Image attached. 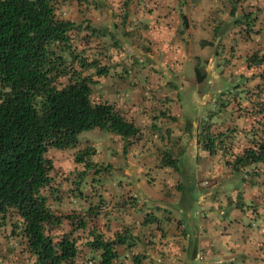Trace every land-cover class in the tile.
<instances>
[{"label": "trees", "instance_id": "1", "mask_svg": "<svg viewBox=\"0 0 264 264\" xmlns=\"http://www.w3.org/2000/svg\"><path fill=\"white\" fill-rule=\"evenodd\" d=\"M66 1L0 0V237L20 241V255L26 264H78L80 261V264H115L119 258L117 248L123 243L121 235L110 239L97 229L89 231L87 236L74 235L73 230L87 227L86 221L73 215H56L50 210L52 150L76 149L80 143L78 136L93 129L106 130L124 140V153L140 142L145 146L150 143L142 127L127 120L114 105L97 100L93 87L103 84L102 79L116 68L113 62L101 65L98 57L85 55L88 48L81 25L59 17ZM70 1L78 7L97 6L95 0ZM240 3L241 0L230 1L231 17ZM181 18L186 27V19L183 15ZM221 23L218 20L213 29L215 34L219 33ZM234 23L251 36L259 19L256 13L247 10ZM107 36L111 38L112 48L119 47L117 37L110 32ZM82 40L84 47L78 53ZM211 45L209 41L200 42L202 47ZM244 65L241 83L232 87V93L228 92L234 102L239 99L235 106L241 128L217 131L216 124L211 123L214 112H210L195 135L200 151L197 164L218 155L228 173L224 184L241 182L234 187L238 190L236 198L228 190L224 199L238 210L246 207L244 200L251 194L250 190L254 192L258 188L264 193V53H252ZM199 71L196 67L195 72ZM203 80L201 76L199 82ZM242 101L247 102L245 107ZM219 105L225 110L228 103ZM220 111L219 108L217 112ZM175 120L167 113H158L151 119V132L163 141V128H167L164 130L168 138L171 133L168 126ZM238 133L247 139L243 149L236 145ZM90 154H95L93 149L81 151L78 161ZM155 154L158 161L152 169L162 174L178 170V159L168 151L156 149ZM84 158L79 162H84ZM167 178L162 181L170 180ZM192 183L184 179L179 190L189 189ZM78 196L82 197L80 192ZM224 200H211L218 212ZM136 201V197L127 196L122 206ZM249 209L255 217L259 216L253 206ZM143 213V226L160 221L149 210ZM63 220L71 225L70 231H63ZM106 226H110L109 222ZM141 257L137 255L134 260L137 262Z\"/></svg>", "mask_w": 264, "mask_h": 264}, {"label": "rangeland", "instance_id": "2", "mask_svg": "<svg viewBox=\"0 0 264 264\" xmlns=\"http://www.w3.org/2000/svg\"><path fill=\"white\" fill-rule=\"evenodd\" d=\"M99 1L102 0H95V4L97 6L92 5V7L86 8L83 6L78 7L75 2L67 0L59 17L69 19L70 21L81 25L82 37L87 43L85 47L88 48L85 55L98 57L101 65H104V63L112 64L113 62L112 66L114 65L116 70L110 72V76L107 78L102 79V81L105 80L104 90L106 91L109 88H121L126 89L127 92L131 89H137V92L133 97L136 99H140V97L145 93H151L152 91L156 92V90L162 92L163 95L167 94V96L172 97V94H168L172 92L171 87L160 86L159 89L150 90L152 85L156 84V81L150 79V77H152L151 74H163V72L169 73L171 68L168 69L166 66L167 70H154L153 68L144 70L139 68L140 63L137 66H133L130 63H132L134 56L139 58V62H141V58H143L144 63L141 62V64H145L146 66L148 64L154 65V63L164 64L170 61V55H175L177 53L176 45L178 41H175V39H178L179 35L177 32H174L176 25L175 22L178 19L179 21H182V15H185V17L189 19L202 16L203 20L206 19V23H203L207 27L205 30L208 34V28H211V25H209L208 22L212 21V25H214L218 19L222 22L220 24V31L221 34L224 35L226 31L234 29L233 26L236 25L234 23V19L237 15L239 17L242 15V7L245 6L247 8L246 10H251L256 14L260 11V9L261 12L264 11L262 8L259 9L260 2L258 3L256 1L258 3L256 4L253 1L249 2V0H241L240 8L236 10V13L238 12L239 14H235V17H231L228 13V9L231 6L230 0H195L193 2H190L189 0H180L179 3L181 4L180 6L182 7V10L179 11L180 7H178V13H175V15H171L170 12L165 10L164 13L166 18L168 19L169 17V20L167 22H159L158 24H165L169 31H166L168 35L167 43L165 45H161L156 40H153L150 37L148 38L147 30L142 29L139 22L135 21L134 23H131V25L129 24L127 15H124L125 12L122 8L123 5L113 6L111 4H100ZM106 1L107 0H105V2ZM165 7L166 9H170L169 6ZM261 7L264 8V5ZM256 9H258V11ZM109 10H111V12H109ZM147 15H149V17L153 16L152 13H148ZM200 23L201 25L203 24L200 21H196L197 27L194 28L195 25H193L192 29L201 32L199 26ZM236 27L238 29V24ZM180 28L183 29V31L186 30V28H183L182 26H180ZM202 30L204 31V28ZM159 31L160 30L157 32ZM107 32H110L114 38H118L120 48L111 47L112 41L110 36H107ZM201 35L204 36L206 34ZM81 43L82 44L78 48V53H80V49L84 47L83 40ZM126 50H128V53L132 55L130 56ZM235 50H232V52L234 53ZM139 51H142V53ZM149 54L151 56H153L152 54H155V58L153 57L154 59L151 61L147 56ZM168 65L170 67L171 64L168 62ZM237 65L238 64L234 66L232 65V72L229 77L233 78H231L228 82L229 87L226 86L223 88H231L240 82L239 79L235 78V75L239 72V70L236 69ZM190 72L191 73L187 76L193 75V70ZM240 72L242 73L243 70ZM119 73L121 76H118ZM141 73L150 74L151 76L145 77L142 76ZM140 76L142 78H140ZM153 77L156 78V76ZM176 82L175 83L177 84L178 89L174 91L173 95V99H176V102H170L173 103L170 104V109L175 112L172 114H176V116L179 117L178 120L181 123L178 122L177 124L175 123L171 125L169 128L171 130L170 136L166 138L165 142H156L152 137L149 114L142 113L141 120L143 123L140 124L144 130L145 139L149 141L150 146L151 144L153 146L160 145L161 148L168 151L173 158L176 157L179 159V161L182 162L180 169H182V171H186L183 169L192 166L195 163V157L197 158L199 154L195 152L194 148H192V150L190 148V150L186 151L185 146L189 140L192 143L195 142L197 144L195 137L197 127L203 123L202 121L206 119L207 114L209 112H215L216 108L212 102H208V100L213 101L209 98V92H207L206 98L202 97L207 90L206 88H208L207 83L199 86L195 84V82H190V80L181 77H179ZM105 86H107L106 89ZM100 87H103V85L93 87L95 94L98 93ZM147 89H149L148 92ZM95 94L93 96L94 100ZM236 113L239 112L237 111V107L233 105L230 110H226L219 114L217 116L218 118L214 119L217 127L224 128L227 125L230 127L234 125L232 123V118L234 115H237ZM129 114L130 113H128V115ZM193 122L194 125L192 126L191 123ZM228 122L229 124L226 125ZM237 124H240V121L237 120ZM162 134L164 135V138L167 137L164 128L162 130ZM117 137L118 136H115L106 130L93 129L83 132L78 136L80 143L76 149L52 150L54 170L52 172L50 192L48 193V205L50 210L56 215H73L74 217L83 218L86 221L87 227L84 230H73L74 235L81 234L87 236L89 235V231L94 230L95 228L97 229L99 225H106L107 221L105 220V217L99 219V215L102 213L107 215L109 213L108 209L111 206L110 194H112L113 191L122 192L125 189L122 187V189H118L116 186L117 184H115L117 180L121 181L123 179L119 175L123 173L124 167L122 166V170H119L118 165L114 164V161L117 159L122 160L127 154L123 153L126 142L121 138L119 140ZM237 137V143L239 146H245L242 144V140H245V138L242 135ZM177 141H179V143ZM180 142L182 144L179 149L181 154H178V149L176 148L180 145ZM120 144L122 148H119ZM144 146V142L143 146L142 142L138 143L130 149L131 155L127 156V158H131L128 160V164L132 165V169L135 171V174H139L138 176H140L136 179L137 181L135 180V182L130 183L134 185H136V182L140 183L139 187H134L133 189V192L137 196L136 200L139 201L140 196H138V193H148V196L145 194L142 195L144 197L145 204L152 207L158 206L160 209H163L161 212L157 210L154 212L157 217H161L163 215L166 217L170 215L172 218H175V221L176 219L181 221L186 237L184 241L189 246V252L194 254L192 259L196 260L197 263L220 264L218 261L223 260L224 258L221 256H212L206 248V246H208L206 243L209 242V236L204 226L206 224L205 219L206 217L210 219L209 217L212 215L210 212V203L213 198H217L213 196L217 195L220 199L224 200L226 197L225 193H223V189L229 186L228 190L231 192L235 185L237 184L239 186L241 182L239 183L238 181L236 183V181H231L230 183L224 184L228 176L225 168L223 167L222 161L218 159V155L208 158V161L204 164H195L194 168L196 171L193 183L194 191H190L187 194L189 196L188 199H192V201L189 200L190 203L188 204L187 209L184 210L186 206L182 196L185 194V191H182L181 189L179 190V182L175 183L171 178H169L170 180L161 181L157 179L158 176L155 177L152 173L149 176H144V171L150 167L148 164H150L151 156H156V151L152 154L143 151ZM87 149H93L95 154H90V156L86 158L82 156V160L84 158V162H79L82 160L78 161L77 156H79L81 151H87ZM135 161L137 164H135ZM85 163L89 165V167L86 166ZM176 178L177 177H175V180ZM181 179L182 177L180 180ZM155 181L159 182L157 183ZM257 189L253 192L256 196L255 201L252 202V206L255 208V211L259 209V216L255 218H264V193L262 189ZM79 192L82 195L81 198L78 196ZM181 202H183V206L182 204H179ZM245 206L246 207L241 209L242 211L236 210L234 207L233 210H236L238 213L244 215V211L250 208L251 203L245 201ZM225 212L226 211L221 210L219 212V216L212 219L214 221L213 223H215V220L218 218L222 223L224 220L221 217H223L222 214ZM217 214L218 213L215 215ZM241 222L246 225L250 223V219L246 216H242ZM253 223H255L257 230L263 231L260 227L258 228V226L261 225L260 220L253 221ZM62 227L65 232L72 229L71 225L66 220H63ZM7 241L15 242L16 246L12 248V246H9ZM140 249L141 252L138 253V255L142 256L144 247L141 246ZM20 251L21 244L19 240H4V238H0V264H14V262L10 260L19 256ZM7 252L9 254H7ZM199 257H201L203 261H198ZM19 259L22 260L21 255L19 256ZM233 264H240V262L239 260H236Z\"/></svg>", "mask_w": 264, "mask_h": 264}, {"label": "crops", "instance_id": "3", "mask_svg": "<svg viewBox=\"0 0 264 264\" xmlns=\"http://www.w3.org/2000/svg\"><path fill=\"white\" fill-rule=\"evenodd\" d=\"M179 1L180 0H107L105 2V0H102L99 2L100 4H108V5L111 4L113 6L123 5L122 8L124 9L125 12L124 15H127L128 22L130 25L135 21L139 22V24H141L142 29L147 30L148 38L150 37L151 39L159 42L161 45L162 44L165 45L168 40V35L166 33V31H168V28L165 26V24H160V25L158 24L159 22L160 23L167 22L169 20V17L168 19L166 18V15L164 13L165 10L167 12H170L171 15H175V13H178L177 12L178 7H180L179 11L182 10ZM189 1L193 2L195 0H189ZM251 1L255 2L256 4L260 2L259 9L260 8L264 9L263 7H261L264 5V0H249V2ZM165 6H169L170 9H166ZM238 8H240V6ZM242 8H243L242 9L243 12L241 16H243V14L247 12L246 10L247 8L245 6ZM111 10H109V12H111ZM229 10L230 9H228V13ZM256 10L258 11V9ZM148 13H152L153 16L149 17V15H147ZM235 14L237 15L239 13L235 12ZM241 16L239 17L237 15L235 17L234 15L235 17L234 22L236 20L241 19ZM257 16L259 19V23H256L253 27V29L256 32L254 33V35L247 36L243 31L238 30L240 29L239 24H238V29L236 27L237 26L236 24L233 26L234 29L226 31L224 35L221 34V31L215 34L213 29L216 26L218 19L215 22L216 24L214 25H212V21L208 22V24L211 25V28L210 29L208 28L209 30V34H208V32H206L205 30V28L207 27L203 23V22L206 23V19L203 20L202 16H197V18L193 17L192 19H189L184 15L183 17L185 19L187 18L186 21L184 22L186 27H184L182 21H179V19L175 22L176 25L174 32H177L179 37L178 39H175V41H178L176 45L177 53L175 55H170L171 59L170 61H168L171 64L170 67L168 65V62L164 64L163 63L162 64L154 63V65L148 64L146 66L145 64H141V62H143L144 59L141 58V62H139L138 60L139 58L137 56H134L132 63H130L133 66H137L140 63L139 68L144 70L145 69L149 70V68H153L154 70H159V69L167 70V68L168 69L171 68L170 69L171 71L169 73L168 72H163V74L153 73L151 74L152 77H150L151 76L150 74L148 75L145 73H141V75L145 77L149 76L151 80L156 81V84L152 85V88L150 90L159 89L160 86L171 87L172 92L168 94L170 95L172 94V97L167 96V94L163 95L162 92L156 90V92L152 91L151 93H145L140 97V99H136L133 97L137 92V89H131L126 92V89L109 88L108 90L105 91L104 90L105 82H104L103 84H100L103 85V87H100L98 90L97 100H100L101 102H108L114 105L115 109L119 111L122 116H124L127 120L133 122L134 125L138 127H141L140 123H143L141 120L142 113H146L150 115L149 117L150 123H152L151 119L154 115H157L158 113H167L168 116L175 117L176 119L172 124L175 123L177 124L178 122H180L178 120L179 117H177L176 114H172L175 112H173L170 109L171 108L170 104L176 102V99H173L174 98L173 95H174V91L178 89L176 80L179 77H181L190 80V82L191 81L195 82V84L199 86H202L205 83L208 84V88H206L207 90L205 91V94L202 97L206 98L207 96L206 94L207 92H209L208 93L209 98H211L213 101L208 100V102H212L216 108L215 112L212 113L215 115V117L211 118V123L216 124L214 119L218 118L217 116L219 114L223 113L226 110H230L233 105L239 102V99L235 100L234 102L230 97L231 95L230 93L233 92L232 90L233 86L231 88H228L229 87L228 82L231 78H233V77L231 78L229 77L230 73L232 72V65L234 66L238 64L236 66V69H238L239 72L235 75L236 76L235 78L242 80L240 77L241 74L240 71L244 70L245 67L244 61L246 57H248L249 55L255 52H258L259 54L264 53V11L261 12L260 9V11L257 13ZM196 21H200L203 23L202 25L201 23L199 25L201 32L192 29L193 25H195L194 28L197 27ZM180 26L186 28V30L183 31V29H181ZM203 28L204 31L202 30ZM158 30L160 31L157 32ZM201 34H206V35L202 36ZM142 38H147V37H142ZM203 41L212 42V45L202 47L200 46V42ZM232 50L233 51L235 50V52L233 53ZM126 52L128 53L129 51L126 50ZM139 52L142 53V51ZM128 54L130 56L132 55L130 53ZM152 55L153 56H151L150 54L147 55L150 61L155 58V54ZM196 67L200 69L199 72H195ZM191 70H193V75L187 76L189 75V73H191L190 72ZM153 76H156V78ZM201 76H204V80L199 82ZM140 78L142 77L140 76ZM107 86H112V85H107ZM107 86H105V89ZM226 86L228 87L223 88ZM148 91L149 89H147V92ZM229 91L230 93H228ZM220 102L228 103V106L225 110L221 108V106L219 105ZM242 105L245 107L247 105V102L242 101ZM219 108L221 109V111L217 112ZM128 113L130 114L128 115ZM237 120L239 121L238 116L234 115V117L232 118V123L234 125L230 127L229 125H227L229 124L228 122L226 123L227 126L224 128L223 127L220 128L215 127V128L217 131H222V132H225L228 128L240 129L242 125L238 126ZM191 124L193 126L194 122ZM171 125H169L168 128H170ZM164 129L166 130L167 128ZM240 135L241 134L238 133V136ZM152 137L155 139L156 142L157 141L165 142L167 138L165 137L163 141H160V138L158 136H155V134L153 135V133H152ZM117 138L120 140V137ZM177 142L179 143V141ZM236 142L238 141L236 140ZM242 144L245 146H239V144L237 145L239 149H243L247 146L246 138L245 140H242ZM181 145L182 144L180 142V145L176 148L178 149L177 150L178 154L181 153L179 151ZM142 146H143V142H142ZM132 147H130V149H132ZM119 148H122L121 144ZM190 148L191 150L192 148H194L195 152L200 155L199 153L200 151L198 150L197 144L195 142L192 143L189 140L187 142V145L185 146V150L188 151L190 150ZM130 149L127 150L126 152L127 154L122 160L117 159L114 161V164L118 165L119 170H122L121 169L122 166L124 167L123 173L119 175L123 179L121 181L117 180L115 184H117L116 186L118 187V189L121 187L125 189L122 192L113 191V193L110 194L111 206L108 209L109 213L107 215H105V213L99 215V219L105 217V220L109 222L110 226L99 225L97 228L98 231L104 233L106 237L110 239H114L116 235H121V241L123 243L121 244L120 247L117 248V251L119 252V258L114 263L115 264H201L200 262L197 263L196 260L192 259L194 257V254L189 252V246L184 241L186 237L181 222L178 223L179 221L177 219L175 221V218H172L170 215L166 217L165 215L161 217H157L154 212L156 210L161 212L163 209H160L158 206L152 207V206H147L145 204V200L142 195L145 194L148 196V193L145 192H143V194L138 193V196L140 197H139V201H136V204L132 203L131 205L122 206V203H125L124 200L127 196L137 197L133 192V189L134 187L137 188L140 186L139 182H136V185L130 184L131 182L132 183L135 182V180L138 177H140L138 176L139 174L138 175L135 174V171L132 169V165L128 164V160L131 159V158H127V156L131 155ZM156 149H162V148L160 145L153 146L151 144L150 146V144H147L146 146H144L143 151L152 154L154 151H156ZM156 159L157 156L155 155H153V157L151 156L150 164H148L150 165V167L147 168L146 171H144L143 173L144 176H149L152 173L155 175V177L158 176L157 179L161 181L163 179H168L167 178L168 176L175 183L177 182L180 183L181 181H184V179L192 180V182L194 183L195 171H196L194 165L197 164L196 157H195V163L192 166L183 169L186 171H182V169H180V165L182 164V162L179 161L178 159V170L176 172L170 171L169 174H162L159 173L157 169H152L155 161H158ZM135 164H137L136 161ZM197 165H201V164H197ZM175 177H177L176 180ZM181 177L182 179L180 180ZM155 182L158 183L159 181H155ZM193 183L189 189L185 190V194L182 196V198H184V204L186 206L185 208L183 207L184 210L187 209L188 204L190 203V201H192V199H188L189 196L187 194L190 191H194ZM226 191H228V189H223V193H225ZM237 191L238 190L234 189L232 192H230L234 197V199L237 196L238 193ZM250 191L251 194L249 193L248 197L245 198L244 201L246 202L248 201L249 203H251L252 206V202L255 201L256 195L253 194L252 190ZM213 197L219 198L217 195H214ZM179 204H182L183 206V202ZM230 205H231V201L226 203L225 200L224 203L220 204V209L222 211H226L224 214H222L224 221H222L221 223V221L218 218L215 220V223H213L214 221L212 219H215V217L219 216V212L216 209L217 205H215L214 202L210 203V209H213L214 211L210 210V212L212 213V215L209 217L210 219L208 218L205 219L206 224L204 226L209 236V242L206 243V245L208 244L206 248L209 250V253L212 256H221L222 258H224L223 260L218 261V263L220 264H233V262L236 260H239L240 264H264V218H255V213L252 212L251 209H247L246 211H244V213L242 212L244 214L242 215L241 213H238L236 211L238 209L233 210V207H231ZM148 210L153 212V214L158 219H160V221L157 224L143 226L142 225L144 218L143 212ZM216 213L218 214L215 215ZM242 216H246L248 219H250V223L244 225L241 222ZM256 220L261 221V225H259L258 228L260 227V229H263V231L257 230L255 223H253V221ZM7 242L9 243V246H12V248L16 246L15 242H10V241ZM141 246L144 247L143 249L144 251H142L143 255L140 258V260H137L136 262L134 259L136 258L138 253L141 252L140 251ZM7 254L9 253L7 252ZM19 256L13 258L10 261L14 262V264H26L23 260L19 259ZM88 256L90 255L89 252L87 251L86 260H88L87 259ZM198 261H203V260L201 257H199ZM80 263L82 262L80 261L78 264Z\"/></svg>", "mask_w": 264, "mask_h": 264}]
</instances>
